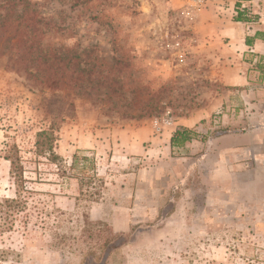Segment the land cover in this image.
Instances as JSON below:
<instances>
[{"label":"rangeland","instance_id":"obj_1","mask_svg":"<svg viewBox=\"0 0 264 264\" xmlns=\"http://www.w3.org/2000/svg\"><path fill=\"white\" fill-rule=\"evenodd\" d=\"M31 1L46 46L142 91L133 105L132 91L42 85L0 44V202L20 190L25 207L0 209V264H264V42L245 44L264 0H220L209 30L185 0ZM43 130L58 159L24 162L17 184L7 150ZM183 130L195 139L172 148Z\"/></svg>","mask_w":264,"mask_h":264},{"label":"trees","instance_id":"obj_2","mask_svg":"<svg viewBox=\"0 0 264 264\" xmlns=\"http://www.w3.org/2000/svg\"><path fill=\"white\" fill-rule=\"evenodd\" d=\"M84 3H86L85 0H77V5ZM237 14L235 19L237 22H251L246 18L245 11L238 10ZM47 21L39 15L31 0H0V44L5 49L13 47L16 51V62L22 65L29 79L36 80L42 85L65 79L64 81L72 82L74 87L80 91L87 87L92 90L104 89L108 91L106 96L110 99L124 98L132 91L135 97L133 105L137 104L142 90L130 86L120 78L123 70L100 69L95 61L93 62L90 52L83 54L74 47L46 46L45 40L53 31ZM152 108L148 113L156 111ZM193 136L194 133L190 130L175 132L171 139L172 148H185L186 144L195 139ZM55 141V135L50 130H43L36 134L29 151L17 145L8 148L5 159L11 164L10 173L17 184L25 181L24 162L37 163L43 159L51 162L58 159L55 153ZM85 160L88 161L87 158ZM77 162L78 157L76 156L71 164L73 171L77 169ZM19 192L15 198L0 202L1 211H6L7 215H11L15 211L25 209L22 206L24 202Z\"/></svg>","mask_w":264,"mask_h":264},{"label":"crops","instance_id":"obj_3","mask_svg":"<svg viewBox=\"0 0 264 264\" xmlns=\"http://www.w3.org/2000/svg\"><path fill=\"white\" fill-rule=\"evenodd\" d=\"M234 3L235 8L237 6H239V2H244V1H238V0H232ZM247 2V0L245 1ZM175 2H173L171 5L174 7L175 6ZM221 1L220 0H207L206 5L204 6V8L201 10V12H199L201 15H204L207 19H208V23L205 25L207 27H203V29H210V26L213 25V23L215 24V22L220 20L219 15H223V8L221 7ZM237 9V8H236ZM235 14H237L235 12ZM214 18H217V20H215ZM219 18V19H218ZM224 18V17H223ZM203 19V18H202ZM234 22L236 24H249L250 22L246 23V22H237L234 20ZM212 23V24H211ZM210 33V31H209ZM202 37L205 39H207V41L209 42L210 39H213V34H205L203 32H201ZM211 35V36H210ZM259 44V42H264V32H256L254 35L252 36H246L245 38V44L248 48H253L255 46V44L257 43ZM176 132V131H175ZM190 146V144H189ZM188 144L185 148L189 147Z\"/></svg>","mask_w":264,"mask_h":264},{"label":"built area","instance_id":"obj_4","mask_svg":"<svg viewBox=\"0 0 264 264\" xmlns=\"http://www.w3.org/2000/svg\"><path fill=\"white\" fill-rule=\"evenodd\" d=\"M188 7L192 9L193 12H201L205 6L206 0H185Z\"/></svg>","mask_w":264,"mask_h":264}]
</instances>
